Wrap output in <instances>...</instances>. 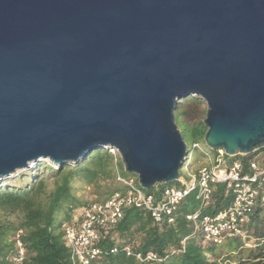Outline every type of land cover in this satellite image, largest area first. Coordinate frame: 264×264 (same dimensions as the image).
<instances>
[{
	"label": "water",
	"instance_id": "1",
	"mask_svg": "<svg viewBox=\"0 0 264 264\" xmlns=\"http://www.w3.org/2000/svg\"><path fill=\"white\" fill-rule=\"evenodd\" d=\"M187 97L210 152L264 149V0H0V182L114 149L142 190L173 185Z\"/></svg>",
	"mask_w": 264,
	"mask_h": 264
},
{
	"label": "trees",
	"instance_id": "2",
	"mask_svg": "<svg viewBox=\"0 0 264 264\" xmlns=\"http://www.w3.org/2000/svg\"><path fill=\"white\" fill-rule=\"evenodd\" d=\"M184 100L180 103L183 106L194 101L187 103ZM178 105L174 112L175 124L185 144L190 143L187 147V165L190 166L189 159L193 154L210 153L204 144L206 128L204 118L188 121V113ZM258 155L261 156L259 161ZM235 159L262 164L264 149L254 155L232 158ZM120 165L119 157L114 163L108 150H96L75 164L60 167L43 161L1 181L0 214L15 216L16 221L0 219V264H10L8 259L14 254L13 238L20 230L25 248V260L21 264H72L70 251L63 240V227L73 225L75 216L87 205L78 193L87 188L96 201H102L114 192H121L123 187L115 181V172L120 173ZM167 186H179V183L157 185L146 194L158 202ZM231 200L225 185H217L209 207L201 215L223 211ZM198 207L194 194L189 195L177 207L171 225L155 223L140 208L125 210L115 226L101 230L102 238L97 247L104 252L89 264H264V204H258L252 210L244 228L245 243H250L249 248L241 239L225 240L221 245L205 244L200 232L185 218ZM124 247L142 255L151 251L160 261L144 262L134 256H125L121 251ZM112 248H117L118 252L109 253Z\"/></svg>",
	"mask_w": 264,
	"mask_h": 264
},
{
	"label": "built area",
	"instance_id": "3",
	"mask_svg": "<svg viewBox=\"0 0 264 264\" xmlns=\"http://www.w3.org/2000/svg\"><path fill=\"white\" fill-rule=\"evenodd\" d=\"M194 148H199L193 145ZM117 161L118 153L108 150ZM208 161L194 170L186 165L180 171L179 186H167L156 202L152 195H147L138 185L135 177L125 178L118 171L115 181L123 190L114 192L102 201L89 200L86 207L75 216L73 225L64 226V244L71 254L72 264H89L104 251L97 247L101 230L115 226L123 217L125 210L136 207L146 211L155 223H174L175 211L179 204L189 195L194 194L199 203L198 209L185 218L195 226L202 236V241L221 245L225 240L241 239L245 243L244 228L248 224L252 210L264 204V162L243 163L232 160L222 150L205 154ZM217 185H225L231 193L230 205L223 211L212 215H201L209 207ZM22 231H17L13 238L14 254L9 258L10 264H21L25 260V248L21 240ZM244 246L249 248L250 243ZM125 256H134L138 261L159 262L157 254L149 251L142 255L129 247L121 250ZM117 248L109 253L116 254Z\"/></svg>",
	"mask_w": 264,
	"mask_h": 264
},
{
	"label": "rangeland",
	"instance_id": "4",
	"mask_svg": "<svg viewBox=\"0 0 264 264\" xmlns=\"http://www.w3.org/2000/svg\"><path fill=\"white\" fill-rule=\"evenodd\" d=\"M194 100V101H193ZM185 102L189 103L191 101H193V103L191 105H187V106H183L181 105V101H179L177 103L178 106H181L182 111L187 112V120L193 122L194 120L197 119H205V115H206V104L198 99V98H189L188 100H184ZM176 105V108H177ZM204 121V120H203ZM187 147L190 146V143H186ZM188 149V148H187ZM214 152H210V159H213V155ZM120 159V158H119ZM258 161L261 159V156L258 155L257 156ZM208 161V158L206 155H200V154H193L190 159H189V165L191 166V170H194L196 167H198L199 165L205 164ZM121 163V160H120ZM119 170L120 173L123 177L125 178H129V177H135L132 174H127L124 172V168L123 165L121 163V165L119 166ZM175 185V184H173ZM146 192V191H145ZM78 196L83 198L84 201L88 202L89 200H94V196L91 195V190L87 189V188H82L81 191L78 193ZM0 219L2 221H7V222H14L16 221V217L15 216H4L2 214H0Z\"/></svg>",
	"mask_w": 264,
	"mask_h": 264
}]
</instances>
